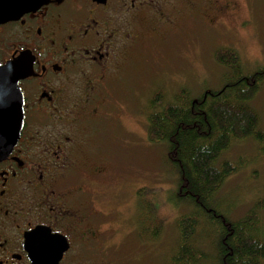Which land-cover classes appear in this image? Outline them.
I'll return each instance as SVG.
<instances>
[{"label":"flooded vegetation","instance_id":"af4514ba","mask_svg":"<svg viewBox=\"0 0 264 264\" xmlns=\"http://www.w3.org/2000/svg\"><path fill=\"white\" fill-rule=\"evenodd\" d=\"M253 2L264 4L47 0L0 23V67L18 61L23 71L18 86L25 118L17 144L0 161V264H34L26 237L35 230L66 239L60 264L79 257L94 264L96 252L86 258L87 250H104L106 238L98 206V178L111 172L104 151L143 143L125 127L126 112L111 97L112 79L145 47L170 39L187 21L228 35L225 19L245 18L241 13ZM40 243L39 236L35 244Z\"/></svg>","mask_w":264,"mask_h":264},{"label":"rangeland","instance_id":"374dc122","mask_svg":"<svg viewBox=\"0 0 264 264\" xmlns=\"http://www.w3.org/2000/svg\"><path fill=\"white\" fill-rule=\"evenodd\" d=\"M245 12L241 13L245 18L225 19L224 25L232 31L228 35L219 27L222 31L205 27L202 22H185L170 39L145 47L112 79L111 97L118 98L113 103L125 110L124 123L134 132L132 138L143 143L129 147L123 142L113 151H104L103 163L111 172L98 178V192L103 194L98 206H102L106 238L104 250L99 251L98 246L87 250L86 258L96 252L94 264H171L167 260L176 250L175 220L187 208L179 206L176 191L180 173L170 168L168 143L147 141L148 120L144 114L158 94L168 102L185 90L192 101L207 90L223 87L224 76L234 72L216 61L214 53L219 48L239 52L242 75L264 68V4L253 2ZM150 105L153 112L162 104ZM250 106L261 115L264 132V86ZM119 133L120 138L125 137L123 128ZM104 138L112 139L108 132ZM260 148L248 139L236 142L222 154L220 164L228 161L239 169L224 181L215 200L218 211L230 221H239L261 206L256 215L261 218L264 239V151L261 153ZM240 159H244V165L239 164ZM153 221L162 224L156 239L152 237ZM207 244L203 245L205 251L211 250L213 239ZM67 264L88 262L79 257Z\"/></svg>","mask_w":264,"mask_h":264},{"label":"trees","instance_id":"16d2710c","mask_svg":"<svg viewBox=\"0 0 264 264\" xmlns=\"http://www.w3.org/2000/svg\"><path fill=\"white\" fill-rule=\"evenodd\" d=\"M214 55L219 65L234 72L224 76L223 87L207 90L192 101L185 90L168 102L158 94L152 103L162 105L153 112L151 108L147 118V141L155 145L168 143L170 168L180 173L176 191L179 206L187 208L175 220L176 250L167 261L263 264L262 222L256 215L261 206L239 221H230L218 211L215 197L224 181L239 169L228 161L219 163L224 152L248 139L260 145L261 153L264 151L261 115L250 106L264 86V68L242 75L241 58L235 48H219ZM239 164L244 165V159ZM152 228L156 239L162 224L153 221ZM142 237L145 239L143 233ZM210 238L213 246L205 251L203 245L210 243Z\"/></svg>","mask_w":264,"mask_h":264},{"label":"water","instance_id":"95a60500","mask_svg":"<svg viewBox=\"0 0 264 264\" xmlns=\"http://www.w3.org/2000/svg\"><path fill=\"white\" fill-rule=\"evenodd\" d=\"M47 0H0V23L34 11ZM23 71L18 61L0 67V161L17 144L24 125L23 96L18 86ZM41 243L35 244V238ZM34 264H60L69 246L65 238L35 230L26 238Z\"/></svg>","mask_w":264,"mask_h":264}]
</instances>
